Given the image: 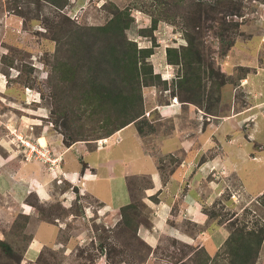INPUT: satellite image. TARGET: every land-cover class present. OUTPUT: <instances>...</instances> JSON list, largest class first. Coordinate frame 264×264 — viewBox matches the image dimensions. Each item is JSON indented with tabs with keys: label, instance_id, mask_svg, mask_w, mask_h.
Masks as SVG:
<instances>
[{
	"label": "rangeland",
	"instance_id": "374dc122",
	"mask_svg": "<svg viewBox=\"0 0 264 264\" xmlns=\"http://www.w3.org/2000/svg\"><path fill=\"white\" fill-rule=\"evenodd\" d=\"M169 1L172 4L175 0ZM180 1L182 4L177 8L156 0H70L63 12L77 24L100 25L112 16L111 2L122 8L133 7L131 12L135 22L127 31L128 36L136 39L140 47L154 45L150 61L155 71L161 72L163 79L170 83L176 78L177 68L167 64L166 50L169 46L187 43L181 30L185 28L183 20L186 15L194 17L197 14L194 2L199 0ZM203 1L217 3V0ZM242 1L244 6L240 14L228 15V19L237 20L240 27L231 32L235 44L228 49L227 55H222L224 47L219 46L217 23L204 18L206 50L215 57L217 65L230 74L233 83L248 69L249 74L257 73L262 96L257 98L251 94L247 97L239 85L229 83L218 106L217 118L208 120L209 115L200 112L191 116L186 108L172 117L168 112L165 113L167 116L160 115L153 111L156 108L153 106L157 102L166 103L170 91L146 90L145 96L150 102L146 114L151 111L147 116L153 129L146 126V134L139 133V138L136 125L132 124L113 134L106 143L104 138L92 139L94 136H91L88 140L78 141L88 143L91 149L88 145H78L65 155L66 160L63 156L70 170L78 164L84 169L86 161H103L106 165L100 168L101 174L104 178L111 173L114 175L110 184L115 194L121 188L127 190L126 182L118 180L127 174L132 201L140 211L138 224L150 226L154 203L158 202L157 195L160 194H151L154 186L150 176H136L135 172L147 164L149 154L166 177L178 172L182 161L198 146L202 147L199 161L196 159L191 163H196V169L202 161L217 155L221 171H210L209 164L205 165L207 170L202 176H195L188 167L182 171L184 176L180 178L178 196L172 206L174 217L170 222L194 236L193 242L189 243L165 233H157L149 240L140 236L139 229L135 235L122 222L121 212L102 210L96 199L90 194L84 196L79 188L80 192L75 193V184L64 177L61 172L63 161L58 160L62 155L59 151L65 144L62 143L66 139L65 133H71L73 126H65L60 110H54L53 87L49 82L58 48L52 38L55 30L49 24L61 18L44 1L38 8L35 1L0 0V238H7L16 249L23 250L21 264H188L202 247L215 254L229 234L227 219L232 214L244 216L251 225L258 213L264 222L261 216L264 211L257 210L258 196L264 191V102L260 103L264 99V0ZM221 10L217 7L211 12L216 15ZM150 13L163 19L156 30L155 43L150 37L137 35L141 28L151 25ZM166 16L176 20L169 22ZM212 23L214 28L210 27ZM243 65L249 68L242 70L240 66ZM169 86L172 87L171 83ZM159 89H163V84ZM155 93L159 94L156 98ZM180 100L172 97L170 102L175 101L181 107ZM246 107L249 110L240 115ZM233 114L235 116L229 117ZM83 120L82 125L75 124L76 131L92 130L94 126L88 119ZM176 132L183 133L180 137L185 146L188 145L186 140H192L193 146L188 152L174 149L177 140L171 137ZM44 135L48 141L43 144L44 148L41 143L38 148L57 158L52 162L43 160L47 157L42 153L40 159L28 157L29 149L21 144V139L37 140ZM96 148L98 150H94ZM165 152L168 153L163 154ZM131 169L135 174H129L133 172ZM189 183L191 186L188 187ZM91 184L88 182V188H95ZM93 184L97 186V183ZM102 185L105 184L102 182ZM209 190L216 194L208 199ZM186 192L196 194L197 199L193 195L186 197L198 202L204 214V210L213 209L221 215L210 222L207 218L203 225L186 218L180 211ZM64 193L66 197L62 196ZM203 230L205 233L201 232ZM31 237L42 241L37 256L28 253ZM100 244L105 245L103 251ZM257 264H264V242Z\"/></svg>",
	"mask_w": 264,
	"mask_h": 264
},
{
	"label": "trees",
	"instance_id": "16d2710c",
	"mask_svg": "<svg viewBox=\"0 0 264 264\" xmlns=\"http://www.w3.org/2000/svg\"><path fill=\"white\" fill-rule=\"evenodd\" d=\"M34 1L38 8L42 1L46 2L61 18L49 24L55 30L52 38L58 45L49 82L53 87L52 96L56 104L54 110H60L65 126H73L71 133H65L64 143L67 146L79 140H88L91 136H94L92 139L110 137L130 124H135L138 132L144 136L147 132L146 126H149V130L153 129L147 116L151 111L146 114L149 111L147 104L150 102L145 99V90L151 88H157L159 91L169 90L171 97L195 105L203 110L206 116H218V106L224 98V91L227 85L233 82L230 80V74L217 65L215 57L206 50L204 27L207 26H204V18H210L212 22L217 23L219 46L222 49L224 47L222 55H227L228 49L235 44L231 32L240 27L237 20L228 19V15L235 12L240 14L244 6L242 0H217L216 4L203 0L194 2L197 14L194 17L186 15V20H183L185 28L181 29L187 43L169 46L166 50L167 63L177 68L176 78L170 82L172 87L160 72L155 71L150 61L154 54V45L140 47L136 39L128 36L127 31L135 22L131 12L133 7L122 8L111 2L109 7L112 16L104 24L80 25L63 12L70 0H27L28 3ZM156 1L168 7L178 8L182 4L180 0H175L172 4L169 0ZM136 7L139 8L138 5ZM217 7L222 10L215 15L211 11ZM173 10L176 11V8ZM150 14L151 25L141 28L137 35L150 37L155 43L156 30L163 19ZM166 19L172 23L176 20H171L168 16ZM214 23L210 25L211 28H214ZM240 67L242 70L249 68L244 65ZM248 71L240 75L239 79H234L236 83L233 84L240 85L241 80L248 76ZM161 84L163 89L160 90ZM153 111L161 115L158 109ZM84 118L94 127L89 132L76 131L75 124L82 125ZM162 173L165 174L163 170ZM162 178L164 183L169 179L165 175ZM74 189L76 194L80 192L76 185ZM258 202L257 210L264 211V191L258 196ZM41 208L43 206L38 207ZM204 211L209 222L221 215L213 209ZM120 212L124 225L137 235L140 228V211L137 204L131 201L122 206ZM83 213L84 211L81 214ZM240 216L234 213L228 217L229 234L214 255L202 247V251L196 254V258L190 259L188 264H257L264 242V222L258 213L251 225L244 216ZM261 216L264 218V215ZM216 225L220 227L219 224ZM32 239L33 237L30 242ZM99 247L101 251L105 249L104 244ZM22 251L16 249L7 238H0V264H21Z\"/></svg>",
	"mask_w": 264,
	"mask_h": 264
},
{
	"label": "crops",
	"instance_id": "0c3cea01",
	"mask_svg": "<svg viewBox=\"0 0 264 264\" xmlns=\"http://www.w3.org/2000/svg\"><path fill=\"white\" fill-rule=\"evenodd\" d=\"M75 1V0H74ZM79 2H83L85 0H78ZM167 61V60H166ZM169 64V63H167ZM171 65V64H169ZM172 66V65H171ZM161 73V72H160ZM258 74H261L258 70ZM257 73H252L249 74V76H247L246 78L242 79V83H240V87L245 91V95L247 97H251V94H254V96H256L257 98H259L260 96L263 95V93L261 92V82L259 83V78L257 79ZM243 86V87H242ZM153 89H156L157 92H159V90L157 88H151V89H147L148 92H151ZM146 91V90H145ZM159 94L155 93L154 97L156 98V96H158ZM170 98H168L167 102L164 104H160V102H157L153 107H156L155 109H158L160 111V113H163V115H166L165 113L168 112L169 113V117H172V115H177L180 114V110L183 108H186V110L188 111V114L191 116L193 115H198L200 112H202L203 114H205L201 109L197 108L195 105L190 104V103H182V106L180 107V104H176L174 102H170L171 100V96L169 95ZM264 97V96H263ZM262 97V98H263ZM145 99L147 100V96H145ZM149 99L151 100V98L149 97ZM262 102H264V99H261ZM149 101V100H147ZM247 110H249V107L245 108L244 110H241V113L243 112H247ZM175 111V114H174ZM238 114V113H237ZM167 116V115H166ZM235 116L234 114L232 116L229 117H233ZM228 117V118H229ZM211 118H217V116L215 115H209L208 120H211ZM132 125V124H130ZM129 126V125H128ZM125 129V128H123ZM123 129L119 130L116 132H122ZM137 129V127H136ZM115 134V133H114ZM183 133L180 132H176L174 133V135L171 137L173 139V137L177 140L176 141V146L174 147L175 150H185V153L188 152L193 145L192 144V140L188 139L186 140V142H188V145L185 146L184 142H182L184 139H181L180 136H182ZM113 135H111L110 137H112ZM136 136H139V138H141L138 129H137V133ZM40 138H44L46 143L48 141L47 137L44 135L42 137H39L38 140ZM109 138V137H108ZM105 138L104 139V143H106L109 139ZM40 142V141H39ZM45 143V145H46ZM64 144V142H62ZM141 144L142 141H141ZM78 145H88V143H74L71 146H66L64 144L63 150H60L59 154L60 156V163L61 160L63 161L64 157L66 154H68L74 147L78 146ZM102 147V146H100ZM142 147L144 148V145H142ZM141 147V149H142ZM89 148V145H88ZM202 147L198 146L196 149H194L192 151V153L190 154V156H187L181 163V165L178 168V172L172 174L168 181L166 183L163 182V178H162V174L160 173L158 166H157V162L156 160L153 159V157L149 156L147 157V164H144L142 166V169L139 171H135L136 172V176H150L152 178V187L153 190L151 191L152 195L155 194H160L157 195L158 197V202L154 203V215L153 218L151 219V225L150 226H146V225H141L139 228V234H141L140 236H142L143 238H155L157 233H159L160 235L165 233L171 236H174L175 238H178L180 240L186 241V242H193V240L195 239L194 236H190L189 234H187V232H184L182 230H180L179 228H177L176 226H173V224H171L170 219L172 217H174V212H173V207L174 206V201L176 200V197L178 196V188L179 185L181 184V180L180 178L183 177L184 175H182V171H185V169L188 167V169L191 168L192 172H195V176H198V174L200 176H202L205 172H206V168L204 169L206 164H209L210 166V171L215 172V171H221V165H219V163H217V155L210 157L204 161H202L201 166L196 169L197 165L196 163H194V165H192L191 163L194 161H199V155L202 153ZM91 149V148H89ZM94 150H98V148L94 149ZM63 151V152H62ZM168 152H165L163 154H167ZM64 156V157H63ZM67 157H65L66 160ZM68 164L64 163L63 161V167L61 168V172L64 174V177H66L67 179H69L73 184H75L81 191L84 196L90 194L94 199H96L99 203H100V208L102 210H107V211H118L120 212V208L128 203H130L132 201L131 198V193H130V186H129V181H128V176L127 174H123V177L118 180L122 181L124 180L127 184V190L121 188L119 189V192L117 194L113 193L111 190V184H110V180L114 179V175L112 176V173L109 174V176H106V178H104V176L101 174V170L100 168L104 167L105 168V163L102 162H93V161H86V166L84 169H82V165L78 164L77 166H73L74 168H72L73 170L69 169V166H67ZM107 165H109V163L107 162ZM132 170V169H131ZM194 170V171H193ZM82 171V172H81ZM133 172H129V174L133 173L135 174L134 170H132ZM84 174V175H81ZM181 175V176H180ZM106 181V182H105ZM88 182H91V186L95 187V188H88ZM102 182L105 185H102ZM117 182V181H116ZM93 183H97V186H93ZM102 187L99 189V187ZM191 186L190 183L188 184V187ZM210 191V190H209ZM189 192V191H188ZM188 192H186L185 195V199H184V203L183 206L180 208V211L182 214H184L186 216V218L196 222L197 224L203 225L204 222H206L208 216H205L206 214H204V212H202L199 209V206L197 205L198 202H192L191 200H188L186 196H188ZM262 193V192H261ZM66 193H64L62 196H65ZM169 196H167V195ZM208 194V193H207ZM206 194V195H207ZM212 194H216L215 191L212 192V190L210 191V195L207 197L208 199L210 198V196ZM195 198H196V194H192ZM189 195V196H192ZM69 199H71L72 197H67ZM197 199V198H196ZM207 199V201H208ZM201 206V205H200ZM219 229V228H218ZM206 230L201 231L202 233H205ZM213 233V232H211ZM147 240V239H146ZM192 240V241H191ZM37 242H40L37 244ZM42 241H40L37 237L33 238L30 244V248L28 250V253H36L37 256V252L39 250V247ZM34 249V250H33Z\"/></svg>",
	"mask_w": 264,
	"mask_h": 264
},
{
	"label": "built area",
	"instance_id": "2783aa9c",
	"mask_svg": "<svg viewBox=\"0 0 264 264\" xmlns=\"http://www.w3.org/2000/svg\"><path fill=\"white\" fill-rule=\"evenodd\" d=\"M174 99H177L176 97H174ZM21 144L24 146V148L26 149H29L27 153L28 157H37V158H41L39 155L42 153L43 155L42 156H46L47 159H43L45 161H49V162H52L53 160H56L57 158H52L49 153H45L43 152L42 150H40L38 147V144H40L39 140H30V139H21ZM45 146L43 145L42 148H44Z\"/></svg>",
	"mask_w": 264,
	"mask_h": 264
},
{
	"label": "bare ground",
	"instance_id": "6f19581e",
	"mask_svg": "<svg viewBox=\"0 0 264 264\" xmlns=\"http://www.w3.org/2000/svg\"><path fill=\"white\" fill-rule=\"evenodd\" d=\"M40 143H41V145L45 144L46 143L45 139L44 138H40Z\"/></svg>",
	"mask_w": 264,
	"mask_h": 264
},
{
	"label": "clouds",
	"instance_id": "9594fccd",
	"mask_svg": "<svg viewBox=\"0 0 264 264\" xmlns=\"http://www.w3.org/2000/svg\"><path fill=\"white\" fill-rule=\"evenodd\" d=\"M174 98V97H173ZM178 99V98H177ZM108 138V137H107ZM105 139V138H104Z\"/></svg>",
	"mask_w": 264,
	"mask_h": 264
}]
</instances>
